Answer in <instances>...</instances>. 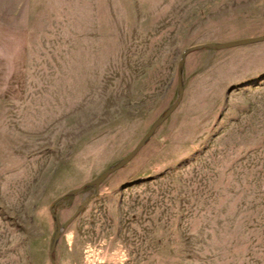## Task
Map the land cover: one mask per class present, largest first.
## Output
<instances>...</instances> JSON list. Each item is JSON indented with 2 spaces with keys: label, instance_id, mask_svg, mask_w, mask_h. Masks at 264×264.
I'll return each mask as SVG.
<instances>
[{
  "label": "rangeland",
  "instance_id": "1",
  "mask_svg": "<svg viewBox=\"0 0 264 264\" xmlns=\"http://www.w3.org/2000/svg\"><path fill=\"white\" fill-rule=\"evenodd\" d=\"M53 242L55 264H264V0H0V264Z\"/></svg>",
  "mask_w": 264,
  "mask_h": 264
},
{
  "label": "water",
  "instance_id": "2",
  "mask_svg": "<svg viewBox=\"0 0 264 264\" xmlns=\"http://www.w3.org/2000/svg\"><path fill=\"white\" fill-rule=\"evenodd\" d=\"M262 36L259 37H254V38H248V39H244L241 41V43H247V42H251V41H257L259 39H261ZM235 43L233 42H224V43H210L208 45L205 46H213L216 48H223V47H228L231 45H234ZM185 55V52H183L180 56V59L178 61L177 64V85H178V89H180V66L182 64V60L183 57ZM179 102V98L163 113L162 117L158 118L153 125L148 129V131L143 135V137L139 140V142L134 146V148L123 158L121 159L116 165L112 166L111 168L107 169L106 171H104L100 176H98L96 179H94L91 183H93L95 186L98 185V183L107 175L109 174L111 171L115 170L116 168L122 166L123 164H125L131 157L132 155L141 147V145L143 144L144 140L153 132V129L155 128V126L160 123L165 117H167V115L169 114V112L176 107V105ZM67 224V221L64 223V226ZM55 240V238H54ZM53 246H54V242L52 243L51 247L49 248L48 251V258L50 261V264H55L51 254H52V250H53Z\"/></svg>",
  "mask_w": 264,
  "mask_h": 264
}]
</instances>
